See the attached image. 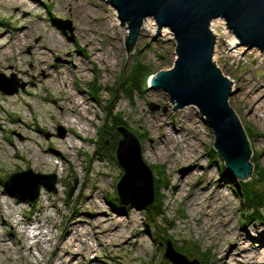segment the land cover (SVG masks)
I'll return each instance as SVG.
<instances>
[{"label": "rangeland", "instance_id": "1", "mask_svg": "<svg viewBox=\"0 0 264 264\" xmlns=\"http://www.w3.org/2000/svg\"><path fill=\"white\" fill-rule=\"evenodd\" d=\"M56 19L71 21L73 32H64L54 23ZM0 23V74L26 84L13 95L0 90V264H43L44 258L57 261V245L72 236L73 240L83 238L84 254H89V246L97 248V238L103 243L96 252L100 262L96 264H168L166 238L189 259L196 257L205 264H214L216 252L228 248L226 236L233 230L235 237L240 235L246 241L248 252L264 258V221L247 222L249 207L235 191L237 188L241 192L242 182H254L259 167L264 169V113L260 114L263 120L250 113V104L240 90L246 88L245 80L264 84V52L246 51L223 20L212 22L218 33L214 59L233 82L230 105L251 144L253 172L249 180H243L231 172L224 174L226 164L215 148L214 132L199 110L192 106L176 109L165 91L152 88L151 80L158 72L175 67V42L168 29L164 30L171 35L163 30L161 36L142 30L129 51V25L119 20L110 0H0ZM23 32H29L28 39L19 46ZM123 32L127 33L126 38ZM41 42L51 51L43 50L46 63L39 67L36 62L41 58L36 53ZM136 64H143L146 69L137 75L138 89L131 94L130 78L139 71ZM60 73H65L68 88L60 80ZM96 82L98 94L93 91ZM63 88L75 95L80 88L87 99L85 106L89 109L81 110L82 119L72 116V126L80 138L60 124L68 118L55 103ZM151 104L158 109L153 110ZM2 106L8 113L1 111ZM122 121L142 143V156L154 174L155 201L150 206L155 205L159 214L152 211L149 216L147 208L119 207L115 201V185L123 173L114 157L117 129L125 127ZM162 136L172 138L171 155L155 156L151 148L161 142ZM192 145L197 148L189 154ZM192 162L202 164L204 170L199 168L191 181L210 189L197 192L195 200L202 197L203 203L201 211L196 212L186 197L187 186L182 183V177L193 170ZM29 169L55 175L57 192L42 188L32 203L8 193L7 179ZM221 183L225 186L218 192ZM175 184H181L183 190L178 191ZM88 194L94 195V200L106 210L117 211L121 220L116 232L96 235L97 229L85 223L87 219L92 221L88 213L94 207ZM215 194L222 199L217 204L211 201ZM210 207V213L218 211L220 215L210 217L213 226H217V234L211 239L208 235L213 229L208 226L204 230L209 217L203 215L209 214ZM227 214L228 224L233 225L224 227ZM72 216L79 219L77 229L67 235L65 230ZM113 229L112 223H104L99 230ZM137 229L146 231L136 237L139 245L125 244L120 235L130 236ZM38 232L42 236L33 237ZM231 258L227 259L229 263L240 264Z\"/></svg>", "mask_w": 264, "mask_h": 264}, {"label": "water", "instance_id": "2", "mask_svg": "<svg viewBox=\"0 0 264 264\" xmlns=\"http://www.w3.org/2000/svg\"><path fill=\"white\" fill-rule=\"evenodd\" d=\"M110 4L119 20L129 25V51L148 19L155 21L158 35L164 29L170 31L175 42V67L158 72L151 80L152 88L165 91L176 109L196 107L213 130L215 148L231 175L249 180L253 172L251 144L230 105L233 82L214 59L217 35L212 22L224 20L246 51L264 52V0H110ZM54 23L64 32H73L69 20L56 19ZM25 87L26 84L0 74V90L4 93L13 95ZM118 133L114 157L123 173L115 185L117 199L122 206L145 209L155 201L153 171L142 156L139 137L126 127H119ZM56 185L55 175L35 173L32 169L14 173L5 182L9 193L30 202L40 196L42 188L57 192ZM165 258L173 264H201L176 251L170 240L166 241Z\"/></svg>", "mask_w": 264, "mask_h": 264}, {"label": "bare ground", "instance_id": "3", "mask_svg": "<svg viewBox=\"0 0 264 264\" xmlns=\"http://www.w3.org/2000/svg\"><path fill=\"white\" fill-rule=\"evenodd\" d=\"M16 0H7V2L12 3L15 2ZM34 2H36L37 0H32ZM31 7V5H29ZM145 23H148V25H145ZM144 23L145 27H143V30H147L150 33H156L157 32V25L155 23L154 20L148 19L146 22ZM0 26H3V24L0 23ZM26 28H24L23 31H25ZM29 32H23V36L21 37L20 41H18L19 46L23 43L26 42L28 39V34ZM164 33H169V31L164 30ZM126 32H123V36L126 38ZM171 35V34H170ZM161 36V35H160ZM234 43H237L235 41V39H232ZM58 45H60V43H58ZM7 48H11L10 46H7ZM2 49V48H1ZM4 49V48H3ZM38 52L36 53L38 58H41L40 60L37 59L36 65H38L39 67L44 66L45 65V52L43 50H45L46 52H50V47L45 43V42H41L39 48L37 49ZM6 51V48H5ZM20 55V54H19ZM264 55V53H263ZM44 69V67H43ZM85 70L87 68H84ZM61 74V73H60ZM47 78L48 79H52V76L47 74ZM60 80L63 81V84L65 85V88H68V84H67V78L65 77V73L61 74L60 76ZM245 85L246 88L244 89H240L243 93L244 99H246V103L250 104V106L248 107L249 112L252 113L253 115H255L256 117H258L260 120H263L262 116L260 114L264 113V84H262L261 82H257L255 81V83L251 80H245ZM256 83H258L256 85ZM76 89L78 87V85L74 86ZM63 88L60 91V95L55 99V103L59 106H61L62 111L68 115V118L65 119L64 121H62L60 124L63 125L64 127H66L67 131L70 132L72 135H74V137L76 138H80V133L78 130H76L73 126L72 123H74V121L72 120V116L75 117H80L79 119H82V115H81V110H85L88 111L89 108H87L85 105L87 104V99L84 97L83 93L84 91L82 89H78V93L77 95L73 94V92H71L68 89ZM242 88V87H241ZM135 89V87H134ZM136 89H138V87H136ZM127 93H129L127 91ZM66 102H68V106H66ZM27 106L28 103L26 104ZM2 112H6L8 113V111L6 110L5 106H2ZM20 120V119H19ZM21 123H23V121H20ZM86 130V126L82 127V131L85 132ZM161 138V142L158 144H155V146H153L151 148V151L153 152V155L158 156V155H171V150H170V143L172 138H165V137H160ZM71 145L74 146L73 142H70ZM197 148V145H192V149H189V154L193 153V149ZM56 150L54 149L53 152H55ZM201 151V150H199ZM56 153H60L58 151H56ZM174 158V157H173ZM188 159V158H187ZM183 160V161H188V160ZM191 167L193 168V170L188 173L185 174L182 179H183V185L187 186V190H186V197L189 199V202L192 201L193 202V211H201L200 205L203 203V198L201 197V199L195 200V198L197 197V192L198 191H208L210 190L208 188L207 185H203L202 183H198L195 184L191 181V178H193L195 176V174L198 173V169L201 168L204 170V167L202 164L200 163H195L192 162L191 163ZM175 187H177L178 191H182V185L181 184H175ZM225 186V183H221L217 186V190L223 188ZM192 187L194 188V190L192 191ZM220 192V190L218 191ZM9 193V192H8ZM217 194H215V196H213L211 198L212 203L217 204V201H222V199L216 196ZM21 199V198H20ZM87 199H89L91 201V203L94 205V207L92 208V210H90V212L88 213V218H92L90 221L89 219L84 220L85 223L95 227L97 229V234L100 235H110L112 232L111 231H117V229H119V223L121 218L118 217V213L117 211H109L106 210L105 208H103L99 203H97V201L94 200V195L92 194H88L87 195ZM30 202V201H29ZM32 203V202H31ZM53 207H55V205H52ZM208 212H203L204 217H209L208 218V223L207 225L203 222V225H206L204 227V230L208 229V226H210L213 229L212 234L208 235V238H213L214 235L217 234V230L215 232V229L217 226H213V220L212 217H218L220 216L218 211H215V213H210L212 211V207H210L208 209ZM76 212V211H75ZM79 214V213H78ZM228 214L226 216H224V222L222 223V226L224 227H228V226H232V223L228 224ZM135 219H137V216H135ZM78 217H74L72 216V218L69 220V225L68 228H66L65 232L66 234H72V231L76 230V224H78ZM195 222V221H194ZM104 223H112L114 226L113 230H99L101 225ZM196 224V223H195ZM198 226H202V224L197 223ZM220 228V227H218ZM83 230H86L83 228ZM81 230V231H83ZM230 230V229H229ZM0 232H1V227H0ZM264 232V231H263ZM87 233L83 231V234ZM107 233V234H105ZM136 233V234H135ZM141 233L145 234L146 231L143 232H139V230H135L130 232V236H126V234L122 233L120 236L122 238H124V242L125 244L128 245H139L140 241L136 238L138 237ZM234 230L230 231L227 236L226 239H229V244H228V248L224 249L223 251H217L215 254V259H214V264H231L229 263V261H227L228 257L231 256V260L235 261L237 263L240 264H262L263 262V257L261 256H256L253 255L252 253L248 252V248L246 247V241L242 240L241 236L239 235L238 237H235L234 235ZM95 235V236H96ZM42 236L41 232H38L37 234L33 235V237L35 238H39ZM126 236V237H124ZM29 238V236H27ZM74 237V236H72ZM67 238V240L63 241L62 243L57 245L56 248V254H59V259L57 261H50L46 258H44L43 260V264H96V263H100L98 261V256L96 254L98 247L101 248L103 245L102 242L99 241V239L97 238V248H95L94 246H89L90 250H89V254H84L82 247L84 248V245L86 243L83 242V238L80 237V239H76L73 240V238ZM136 238V239H135ZM222 243V242H221ZM250 253V254H249ZM63 259H66V261L64 262Z\"/></svg>", "mask_w": 264, "mask_h": 264}, {"label": "trees", "instance_id": "4", "mask_svg": "<svg viewBox=\"0 0 264 264\" xmlns=\"http://www.w3.org/2000/svg\"><path fill=\"white\" fill-rule=\"evenodd\" d=\"M137 69H139V71H135L132 73V77L131 79V83H133L132 86H130L131 88L129 89V92L132 94L133 90L136 89L137 84H135L137 75L141 73L142 69H146V66L143 64H136ZM136 69V70H137ZM129 78V77H128ZM97 82L95 84V87H93V91L95 92V94H98V90H99V86H97ZM135 87V89H134ZM127 93L131 98V94ZM122 126H125L123 121L121 122ZM126 127V126H125ZM118 131V129H117ZM108 143V142H107ZM230 173V170L227 167H224V174H228ZM257 179L254 180V182H242V190L241 192L235 188V191L237 193L240 194V197L242 200H244V202L246 203V206H248L249 208V215L247 217V222H252L254 220H258L260 222L264 221V169H262L261 167H259L257 169ZM4 183V182H2ZM158 188H159V184H158ZM117 195V194H116ZM117 205L119 207H121L117 197L115 199ZM159 208V207H158ZM159 214L161 213V211L159 209H157V207L154 206H149L147 207V213L150 216L153 212ZM167 239V238H166ZM164 240V243L166 244L167 240ZM196 257H193V259ZM198 259V258H196ZM199 260V259H198ZM166 262L168 264H170L169 260H166ZM201 264H205L202 260H200Z\"/></svg>", "mask_w": 264, "mask_h": 264}, {"label": "built area", "instance_id": "5", "mask_svg": "<svg viewBox=\"0 0 264 264\" xmlns=\"http://www.w3.org/2000/svg\"><path fill=\"white\" fill-rule=\"evenodd\" d=\"M220 21L222 22V19H220ZM223 22H224V25H226V22L224 20H223ZM226 27H227V25H226ZM212 29L216 33V35H218V33L214 30V27H212Z\"/></svg>", "mask_w": 264, "mask_h": 264}]
</instances>
